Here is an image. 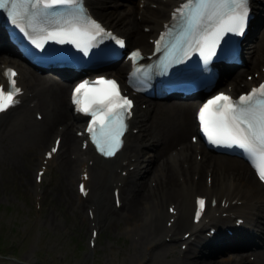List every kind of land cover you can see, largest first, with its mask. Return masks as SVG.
<instances>
[{
    "label": "bare ground",
    "instance_id": "bare-ground-1",
    "mask_svg": "<svg viewBox=\"0 0 264 264\" xmlns=\"http://www.w3.org/2000/svg\"><path fill=\"white\" fill-rule=\"evenodd\" d=\"M90 3L94 2V0H89ZM100 2H104V0H99ZM130 1V2H129ZM126 3L127 5H131V0H118L117 3ZM116 4V1L114 0L113 5ZM107 4H104L101 7H104L101 9H94L95 11L99 13H103L104 16H107L109 21L107 24L111 25L113 28H119L120 22H122V25H126L125 21L120 15H117L115 17L114 14L109 13L112 10V7L106 8ZM254 5L258 7L259 15L262 10V6H264V2L261 1L260 3L254 2ZM128 7V6H127ZM113 11V10H112ZM127 13L125 15L128 16L127 22L130 24L129 29L132 30L133 36L132 38H137L142 40L143 35H146V32H140V30L136 29L134 26V20L131 15V8L128 7ZM163 12H167V8L163 9ZM103 16V17H104ZM128 28V26L126 25ZM256 34V33H255ZM1 39V37H0ZM256 39L261 40V43L257 45H253L250 43V46L247 49V55H255L254 57H251L249 60V64L247 66H251L253 69H256L253 71V75L258 74L261 72V76L264 75V29H262L259 33L256 35ZM139 40V41H140ZM144 42V41H141ZM260 42V41H257ZM150 51V49H149ZM7 58V57H3ZM256 67V66H258ZM1 70V68H0ZM228 78H232L229 76ZM44 80V79H42ZM1 81V76H0ZM34 96L42 99V104L51 103L52 107L49 109H45V117L46 119L42 121L40 124H38L35 128H32V132L34 133L31 135L30 138H28L26 141H34L36 144H39L40 142L44 143L46 140V135L49 132V130L52 128L51 125L54 122H57L58 120H62L65 117L68 116L69 110L66 107V99H65V85L60 84V82L57 79H53L52 82L48 83L47 87H41L33 94ZM68 97V96H67ZM194 100L185 101L183 103H171L172 104V112L169 113L165 109L161 110L158 109L157 115L155 116V119L157 120V129L159 132H155L156 134V140L155 145H153V150L156 149V151L159 150V148L163 147L166 149L167 147L173 145L176 141L181 138L182 141H184L185 131L190 130L192 123H193V117L191 113L189 114L191 105L193 104ZM156 105H160V102H154L153 104H150L152 107V110L155 109ZM141 115L144 116L145 121L150 119V116L145 111L141 113ZM179 116L181 119V123H177L178 129L174 126V118ZM7 118V117H6ZM6 118H3V122L6 121ZM71 122H64L62 125V129L58 126H54V132L53 134H56V132L60 135L59 144L57 146L56 152L54 154H57L59 150L62 147V151L70 147V152L73 153V157L70 156H61L60 160H58L56 166L60 173L56 176L58 179V184L56 186L57 190L60 193L68 194L71 193V185H72V177L77 174V164L80 161V157L78 154L79 152H83L85 150H80L77 146V137L69 132L67 130V127L70 125ZM185 146H190V144H184ZM8 146V147H7ZM22 144L20 145H14L9 143H0V156H4L6 154L13 155L14 157L10 160L12 161L11 165V171L15 174L17 178L21 175V170L26 171L27 163L24 161V154L22 151L19 150L21 148ZM87 149V148H86ZM24 150V149H23ZM9 155V156H10ZM219 156V154L215 153L213 155V158H216ZM12 157V156H11ZM28 161L31 159L29 155L26 156ZM33 157V156H32ZM34 159V158H33ZM32 159V160H33ZM183 159V158H182ZM184 161H181V164L177 162L175 167H170L168 165H164L162 167L161 174L155 177L156 185L154 187L147 186L143 180L138 179L139 176H137V170L135 171V175L129 176V181L124 185L125 189L123 190V194L118 193L119 198V205L123 206V211L118 210L119 207H116L113 205L111 196H109V192L105 190L104 187H101L99 185H96L92 188L93 194H91V197L84 198L83 200L88 201V204L93 203L94 206L99 207L101 210H99L100 214H102L103 218L106 219L108 216L111 218L119 213L122 216H126V219H129L128 221H131V231H134L136 229H139V233L141 236L146 238V240L152 241L151 245L154 247V249H151L146 253L147 260L150 264H177V262L174 259H169L165 263H158L157 256H160L159 253L162 252V246H163V239H161V236L165 233L167 230L162 226V219L166 216L167 211L161 207V204H157L161 198L166 197L168 194L173 196L176 200V203L173 207H175V213H179L174 220L172 219L171 227H170V239L174 237L175 234L178 233L179 229L184 226L186 230L188 231V236L186 238H183L186 245L189 247L191 241H193V244L197 245L198 242H205L208 243L212 241L215 237L218 235V229L214 225L213 217L214 211L212 212V209L210 208L209 211H205L202 213L201 217L196 223H190L187 220L188 216V199L182 200V198H178L179 195L178 192V186L177 181L172 176H169L172 174V172L175 174L177 180L181 183V186H184L186 183L189 184V189H196L201 184L197 182H192L188 180L187 177L184 175L187 173L188 177L190 176V170L191 165L189 164L188 158H184ZM222 160H215L211 158H205L197 165V170H193V174L196 173V171H200L202 169V166L205 165L206 168L209 169V184H206L205 189H210L207 193L208 194H224L220 195L218 197V200L220 197H224V199L228 198L227 196H234L235 197H242L245 202L251 204L250 206H261L264 204V188L261 185H258L255 180V178L250 174L249 172H246L239 168L238 165H235L233 163V160L228 159L227 161ZM38 165L42 164L41 159H39ZM243 164V163H242ZM61 168V169H60ZM82 171V170H80ZM79 171V172H80ZM65 172H68L66 174ZM181 175H180V174ZM201 173V172H200ZM196 174L197 177L195 180L201 178V174ZM66 174V179L64 178ZM63 176V177H62ZM21 177V176H20ZM24 181H21L23 188L27 186V179L26 176H24ZM75 177H80V175H77ZM30 184V182H29ZM21 186V187H22ZM31 186V185H30ZM213 187L214 190H212ZM225 187V188H224ZM224 188V189H223ZM107 192V195L106 193ZM72 193H74L72 189ZM261 196V198H259ZM263 197V198H262ZM229 199V198H228ZM172 201V200H170ZM86 203V202H85ZM157 204V206H156ZM76 207L79 209L82 208L80 204H75ZM95 207V209H96ZM220 206L219 204H216L214 209H218ZM119 211V212H118ZM104 213V214H103ZM79 214V213H77ZM78 217L79 223H82L84 218L86 217L82 215L76 216ZM138 214V222L137 223L134 220V216ZM174 214L169 215L173 218ZM96 216H93V221ZM230 221V220H229ZM87 222V220H86ZM200 225L199 227H197ZM229 228L231 229V232L228 235L236 234L238 231L237 224H234L232 221L228 223ZM213 226L214 231L209 234L205 235L203 234V231L208 227ZM92 228H95V225H92ZM164 230L162 234L161 233ZM199 230L202 233V235L199 234ZM161 231V232H158ZM211 236V237H210ZM178 238V237H177ZM200 238V239H199ZM203 246V245H202ZM201 246V247H202ZM141 237L136 238L133 241V253H130L129 259L135 261L138 263L142 258H144V254L141 251ZM196 247L194 250H197V253L202 254L203 252L202 248ZM198 256L195 255L193 259H188L183 261H179L180 264H216L212 260L208 261L207 263H204V261H198ZM232 257H236L235 254H227L222 255L219 257L220 260H228L232 259ZM145 259V258H144ZM183 259V258H182ZM129 260V261H130ZM178 262V263H179ZM223 264H229V263H223Z\"/></svg>",
    "mask_w": 264,
    "mask_h": 264
},
{
    "label": "rangeland",
    "instance_id": "rangeland-1",
    "mask_svg": "<svg viewBox=\"0 0 264 264\" xmlns=\"http://www.w3.org/2000/svg\"><path fill=\"white\" fill-rule=\"evenodd\" d=\"M105 1L109 3H111V1L114 2V0ZM115 1L117 3L118 0ZM119 4H116L112 10L115 11L117 7H127L126 3ZM101 8L104 10V7H99L98 9ZM106 8L108 7L106 6ZM102 15L100 14L101 17ZM129 16L131 17L130 14ZM254 38H256V34ZM250 39L252 40L253 36ZM131 42L134 41L132 40ZM248 44L249 42H246V45H244L245 49L248 47ZM53 127L54 125L47 133L46 139L50 134H53ZM0 143L5 144L6 141H0ZM44 143L40 142L36 144L34 141H23L19 150L24 154V161L28 165L26 171L21 170V177L18 176L19 178L10 170L12 165L10 159L14 156L10 154L0 156V264H25V261L31 264L27 261L26 255L35 256L36 261L39 262L38 264H57L56 261H60L62 258L67 259L70 257V254L75 257V261L68 262V264H73L78 259H80L77 261L79 264H88L86 260L87 257L83 255V250L88 245L86 243L88 231L86 219L84 218L82 223H79L78 217H75V213H79L76 216L84 214V208H82V211L81 208L79 209L74 205L75 201L73 199L74 193H72V189L69 195L63 192L60 193L57 190L56 186L58 184V179L56 176L59 174L57 172L59 171L57 166L56 169L52 168L51 170V179L48 185L45 184V178H43L41 182L42 195L35 193L33 188L30 187V167L33 162V150L36 146L39 148ZM152 148H154L153 145H151V149ZM61 150L62 147L59 152ZM27 155L31 158L29 161L26 157ZM58 160H60V157ZM65 173L68 174V172ZM66 174L63 175L65 179ZM24 176H26L28 180L26 188H23L20 183L24 181ZM169 176H172L177 181L173 172ZM142 178L143 175L138 179L142 180ZM71 187L74 189V183H72ZM105 193L107 195V192ZM170 200H175V198L168 194L166 197L161 198L157 204H161L162 207L163 201L166 202ZM118 215L119 213L115 214L112 218L108 216L107 218L110 220L109 223L101 226L93 248L94 253L99 255V258L92 264L124 263L123 259L126 257L123 253L118 254V249L128 248L127 246L130 240L129 237L124 234L121 225L126 223L125 221L129 219H126V216L120 214L124 221L118 220L116 218ZM103 220L105 219L101 214V221ZM46 241L48 245L42 246ZM131 253H133V250H131ZM158 257L159 256H157V258ZM182 258L178 259L177 264H180L179 261L184 262V260H187L185 257ZM165 260L167 261L168 258H164V261ZM129 262L130 264H139V262L136 263L133 260Z\"/></svg>",
    "mask_w": 264,
    "mask_h": 264
},
{
    "label": "snow or ice",
    "instance_id": "snow-or-ice-1",
    "mask_svg": "<svg viewBox=\"0 0 264 264\" xmlns=\"http://www.w3.org/2000/svg\"><path fill=\"white\" fill-rule=\"evenodd\" d=\"M37 3L42 0H36ZM74 0H50L51 5L72 3ZM17 0H0V8L7 7L9 4L15 5ZM247 0H200V4L207 7L209 4H218L229 8L230 14L227 15L226 30L231 32L243 33L247 21ZM94 28L100 32L104 31L100 24L92 21ZM217 27H224L223 23ZM84 35L79 29L73 28L69 32L50 33L52 38L61 37L59 42L64 43V36L73 38ZM73 42L75 40L73 39ZM123 45V41H117ZM139 52L133 53L138 56ZM11 74L15 77L14 70L9 69L5 75ZM102 88L88 87V82L81 83L74 90L75 95L83 91L85 103L83 111L88 112L91 104H100L106 106V111L100 114L92 113L93 123L100 125L99 135L93 134V141L96 143L97 149L105 156H113L122 146L124 130L127 125L124 123L126 117L123 111L130 109L132 101L123 96L119 91V86L114 80H101ZM10 84L14 91H5L0 87V111H4L10 105L16 103L14 99L15 93L20 89L15 87L16 81L12 79ZM264 97V85L259 89H253V92L247 96H241L239 102H234L226 95H219L213 100L208 101L200 112L202 126L210 139L215 137L212 142L217 144H227L228 146H238L249 153L254 160L264 162V100L258 99L253 105V96L256 94ZM224 103L221 104L220 102ZM244 105V106H241ZM117 110H122L118 112ZM130 114V113H129ZM207 117V119H205ZM88 131L93 132L90 126ZM59 143V142H58ZM55 151V149H53ZM257 168L259 178L264 181V166L254 164ZM81 191H84L81 186ZM205 201L198 200V204L203 208ZM200 212H197L199 219Z\"/></svg>",
    "mask_w": 264,
    "mask_h": 264
}]
</instances>
